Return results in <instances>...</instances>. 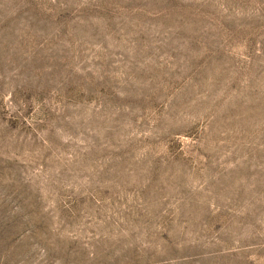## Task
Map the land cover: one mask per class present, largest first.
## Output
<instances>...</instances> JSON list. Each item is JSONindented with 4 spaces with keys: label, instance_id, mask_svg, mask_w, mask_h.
I'll return each mask as SVG.
<instances>
[{
    "label": "rangeland",
    "instance_id": "obj_1",
    "mask_svg": "<svg viewBox=\"0 0 264 264\" xmlns=\"http://www.w3.org/2000/svg\"><path fill=\"white\" fill-rule=\"evenodd\" d=\"M0 264H264V0H0Z\"/></svg>",
    "mask_w": 264,
    "mask_h": 264
}]
</instances>
